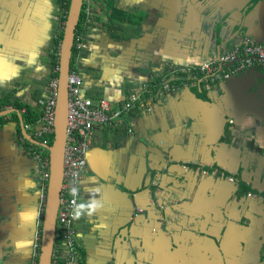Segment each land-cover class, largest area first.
<instances>
[{"label": "crops", "instance_id": "0c3cea01", "mask_svg": "<svg viewBox=\"0 0 264 264\" xmlns=\"http://www.w3.org/2000/svg\"><path fill=\"white\" fill-rule=\"evenodd\" d=\"M20 1L0 0V96L22 83L20 90L12 89L16 92L11 98L20 100L38 113L40 102L47 96L50 68L47 70L46 61L43 63L31 58L35 56L33 50L28 52L26 47L21 48L27 43L25 37H32L29 47L34 46L36 38L38 40L39 20L34 14L33 19L37 21L35 28H38L23 24L21 30ZM197 1L192 0L188 4V0H113V7L117 10L114 14L134 19V22L131 21L133 24L111 16L112 10L103 1L89 7L82 47L77 52L74 68L83 79V95L93 99L103 98L114 105L122 103L132 94H139L142 101L116 126L97 129L93 133L77 210L81 203L86 205L93 200L103 206L91 216L86 214L87 208L79 209L85 214L74 221L84 264H133L134 259L138 260L137 256L146 258L151 253L147 251L158 250V246L149 242L154 234L151 227L156 220L163 219L160 217L165 213L156 216V209L174 202L169 198L173 190L181 194L188 189L187 183L180 182L183 174L178 173L177 167L184 161L204 162L210 158L226 123L222 116L224 110H231L237 115L239 112L240 119L236 120L239 128L244 129L247 123L234 98L233 89L240 91L243 88L238 80L226 82L223 80L227 78L223 79L214 84L213 90L204 89L202 83L173 90L165 87L167 83L176 85L171 83L173 70L206 63L224 50L214 43L219 32L212 34V28L205 23L206 15L199 10V6L193 7ZM191 4L186 10V6ZM17 5H20L19 9L15 8ZM183 13L187 20L182 27L179 20ZM92 20L96 23L91 24ZM261 30L260 38L264 44V28ZM220 32V35L226 36L224 31ZM26 52L28 57L24 58ZM206 95L211 105L205 100ZM222 100L223 103L220 102ZM9 124L15 125L12 121ZM127 128L133 131L132 134L127 132ZM258 130L263 131L261 126ZM28 133L30 135V131ZM253 135L251 138L245 136L246 142L251 139L262 142L260 135ZM9 137L5 130H0V187L7 185L9 175L4 173L11 172L15 159L17 163L14 166L17 168L18 165L21 173L16 175L15 199L21 203L18 223H21L23 234L25 222L35 215L34 201L40 193L36 182L39 171L36 161L25 152L22 143L21 157L15 155ZM237 142L234 146L232 140L226 150L223 145L218 153L234 157L241 155L242 167L252 168L249 163L252 149L245 151L241 139ZM260 159L262 167H257L254 173L258 183H261L258 185H264V158L260 156ZM172 164H177L174 169ZM247 175L252 177V171H248ZM174 178L177 182L171 185ZM15 181L12 183L15 184ZM201 182L200 193L210 195L201 203L203 211H211L231 191V183L224 176L219 179L213 174L203 173ZM12 183L3 192L0 191L1 194H10L4 203L5 210L11 206ZM154 187H157L154 190L157 196L153 198ZM179 198L177 201L181 202ZM155 203L158 208H155ZM194 208L200 207L195 204L190 207L197 215ZM189 219V222L195 220L192 217ZM99 224L106 227H98ZM139 238L144 244L143 253L137 249ZM158 238H161L160 233Z\"/></svg>", "mask_w": 264, "mask_h": 264}, {"label": "flooded vegetation", "instance_id": "af4514ba", "mask_svg": "<svg viewBox=\"0 0 264 264\" xmlns=\"http://www.w3.org/2000/svg\"><path fill=\"white\" fill-rule=\"evenodd\" d=\"M37 2V0H21L19 3L21 5L15 7L16 9H21V30L24 28L22 27L23 24L25 26L31 28L32 26L35 28V25L37 23L35 22V19H33V16L35 14V11H31L29 9V6L33 2ZM57 1V0H56ZM203 0H201L202 2ZM206 1L204 0L203 5H199V10L206 15L205 23L208 24L212 29V34H215L216 32H219V37L214 38V43L216 46H222L223 49H227L228 47L232 45H243L246 42H254L262 44L263 41L260 38V27L263 29V22H257V19H252L250 17V14L253 11H261L264 9V6H262V0H233L228 3L221 2L222 0H211L212 2H209L206 4ZM92 5L94 4L93 0H91ZM188 4L192 3V0H188ZM58 4V3H57ZM186 6V10H188L189 7ZM55 15V14H54ZM56 16H58V23L60 27V21H59V12L57 11ZM50 22H54V19H50ZM262 24V25H261ZM39 27V26H38ZM36 27V28H38ZM35 28V29H36ZM220 31H224L226 33V36L220 35L222 34ZM262 31V30H261ZM22 33V32H21ZM58 33V31H57ZM53 40H50V43L48 45L47 51L49 50V53L47 54V63H49L50 55L53 52ZM264 40V38H263ZM50 65V64H49ZM260 78H264V65L261 67H254L249 68L244 71L237 72L230 77H228L226 80L223 81H230V80H238L243 86L242 89H233V93L235 95L237 106L243 110L245 114V118L247 120V123L244 125V129H241V127H238V124L236 120L240 119V114L238 112L237 114H233L231 110H224L222 113L224 115L223 118L225 120V125L220 131L221 139L217 143L212 151V154L210 155V158L205 159L204 162H197V161H184L180 165V167H177V171L179 173L182 172L183 178L180 182L187 183L188 189L192 190L191 192H194L193 198H196V203L194 202L196 206L200 207L199 209L194 208L197 210L198 214L194 215L193 221L185 223V227H189V230H191L193 240L191 241L190 245H192V249L189 248V246H185L183 244H180L178 242L177 249L174 250V253L168 249L165 251L166 257L169 256L168 259L169 264H177V261H179L180 264H264V200L258 199V197H255L253 195L256 190L253 188L258 186L257 193L262 194L261 196L264 197V185H258L261 183H258V179L256 178V175L254 173V170L258 167L261 169L260 164V156L264 158V79L261 81ZM18 80V79H17ZM222 83V82H221ZM218 84V83H217ZM208 84L205 82H202V87L206 89ZM221 92V91H219ZM255 93V95H250L249 93ZM9 93L1 95L0 100L5 98ZM241 95V96H240ZM252 102V103H251ZM249 103L253 106V111H250ZM256 107H260L259 111H256ZM2 110H8L4 109ZM10 109H13L12 107ZM24 109H21L18 111V113H12V117L5 116L0 117V130H5V134L10 136V140L12 141V147L14 149V153L17 157H21V143L22 147L28 154L30 153V150L34 148L37 150H41V143L39 140H36L32 138L31 134L29 135L27 128L25 126L27 124L24 123V120L21 119V114H23L21 111ZM25 111V110H24ZM255 112V113H254ZM7 116V115H6ZM2 120L1 122V119ZM14 122V126H10L9 122ZM21 121H22V128L23 131L31 138L33 141L37 143L36 145L30 144L29 140H26L23 136V131L21 128ZM262 127V132L258 130V127ZM10 131V133H8ZM254 134V135H253ZM253 136H261L262 142L258 141H251L246 142V137L248 136L251 138ZM229 136V137H228ZM246 136V137H245ZM244 137V138H243ZM241 139L242 146H244L245 151H249V149L253 152V149L256 152H251L250 159H256V160H250L249 163L252 168H246L242 167L241 164V155L239 156H231V155H225L224 153L219 154L218 150L223 145L225 146V150L230 144H232V140L234 142V146L238 143ZM260 140V139H259ZM227 146V147H226ZM43 150L47 153V151L43 148ZM259 151V152H257ZM250 152V151H249ZM31 155V154H30ZM48 155V153H47ZM247 157V156H245ZM258 159V160H257ZM12 162H16L14 159ZM10 167L11 172L4 173L6 175H9V179L7 182V185H11L15 180H18L17 176H20L21 173L17 168L19 166L17 165V168L14 166ZM202 163H205V170L203 172V167H200ZM10 164V163H9ZM11 165V164H10ZM36 168H38V163L35 162ZM173 166L172 169L175 168L176 165ZM4 169V168H3ZM17 169V172H16ZM246 169V170H244ZM258 170V169H257ZM39 171V168H38ZM176 171V172H177ZM248 171H252V182L249 180L247 173ZM40 172V171H39ZM39 172L36 175V182H37V188L39 191V178L40 174ZM200 172V175H199ZM264 172V167H263ZM203 173L213 174L215 177L222 179L224 176L225 180H228V177H230L232 180L231 186V193L228 192L226 197L224 195V199L218 201L215 206V208L211 207V211H203L202 209V201L208 200L210 198V195L206 193V195L200 193V184L201 182V176ZM17 175V176H16ZM172 181L170 184L174 185L177 181L176 178ZM263 179H264V173H263ZM20 180V178H19ZM221 181V180H220ZM230 182V181H227ZM13 184L11 190V201L8 210H5V200L9 199L10 194L7 192L0 193V226L3 228H10L13 224H18L19 215L21 213V203L20 201L17 202V198L15 199V191H16V181ZM195 184V187L193 186ZM6 186L0 187V191L3 192V189ZM227 186V187H230ZM81 191L78 198V201L80 200L82 196V182H81ZM195 188V190H193ZM229 193L231 194L229 198ZM242 193L241 195H239ZM172 196L174 202H178L177 198H179L180 195H188V191L183 192L182 194H178L177 191H172ZM237 195V196H235ZM235 197H237L238 202L235 201ZM37 201H34V206L36 204V211L35 215L29 220V224L27 226V230L25 231L26 236L23 237V245L21 248V244L18 247V253L16 254V259L13 260V264H29L24 263L23 260L25 257H28L31 259V263H33V245L35 238L39 235L40 236V226L37 225V208L39 203V192L36 196ZM14 200V201H13ZM13 201V202H12ZM182 203V202H178ZM6 204V203H5ZM214 202L211 203L213 206ZM8 207V206H7ZM227 217V222L223 221V217ZM229 218H232V221H229ZM197 229H193L194 227H197ZM225 226V228L228 229L231 227L232 229H237L240 231V233L236 235H232L231 233L228 235L227 232H223L222 235L214 237V241L217 243L218 250L215 249H206L201 244L202 237L205 235L202 234L203 228H209L214 231V234L219 235L221 234V230ZM200 227V228H199ZM7 228V229H8ZM19 230V234L21 233V228L18 226L16 227ZM15 228V232H17ZM4 231V230H3ZM0 235H3L2 232ZM11 235H14V232H11ZM17 234H15L16 236ZM171 237V240H173L174 235L169 234ZM197 236V237H195ZM21 237V236H20ZM40 240V239H39ZM182 246L183 248L181 249ZM234 246V247H233ZM233 247V249L231 248ZM22 250V252H21ZM233 253V255H230V253ZM7 253V251H6ZM21 253H22V261H21ZM165 254L163 252L162 257V263L160 264H166V258ZM168 254V255H167ZM8 254L1 256V262L0 264H7L5 261V256ZM180 255L179 260L175 257L174 260H172V256ZM182 255V256H181ZM140 258V257H139ZM139 258L137 256L138 262ZM154 261V259H153Z\"/></svg>", "mask_w": 264, "mask_h": 264}, {"label": "built area", "instance_id": "2783aa9c", "mask_svg": "<svg viewBox=\"0 0 264 264\" xmlns=\"http://www.w3.org/2000/svg\"><path fill=\"white\" fill-rule=\"evenodd\" d=\"M86 4L85 12L89 11L91 0H83ZM82 36H77L76 50L82 47ZM264 65V44L246 42L243 45H232L222 50L211 61L198 66H190L175 70L179 79L202 77L208 83H217L231 75L249 68ZM57 72V67L54 69ZM83 79L71 69L67 80L68 111L65 130V147L62 163V182L60 187L55 242L51 264H78L79 244L74 228V213L77 210L78 198L81 191V181L86 172L87 154L91 149L92 136L95 130L109 126H116L122 119L141 103V96L130 95L122 103L114 105L106 99H93L82 93ZM171 89L169 83L165 85ZM58 89L57 77L50 78L47 84V96L40 102V117L33 126L26 125L32 138L39 140L41 147L53 138L55 103ZM6 106L4 109H10ZM1 110V109H0ZM22 113L24 110L21 111ZM43 148L30 150L39 168V203L37 208V225L43 216L46 186L48 180V155L43 157ZM39 235L33 245V263L37 264L39 254Z\"/></svg>", "mask_w": 264, "mask_h": 264}, {"label": "rangeland", "instance_id": "374dc122", "mask_svg": "<svg viewBox=\"0 0 264 264\" xmlns=\"http://www.w3.org/2000/svg\"><path fill=\"white\" fill-rule=\"evenodd\" d=\"M230 1H233V0H222L221 2L228 3ZM209 2H212V1L210 0ZM209 2L206 1V4H208ZM203 3H204V0L202 2H201V0H198L197 2H195L193 7L196 8L199 5H203ZM262 6H264V0H262ZM29 9L32 12L35 11V14L38 16L39 30L37 31V34H36L38 36V40H37V38L35 39V41L36 40L37 41L35 43H33L34 44L33 47H29V44L26 43L24 45H21V48L26 47L28 52L30 50H33L32 52H34L33 54L35 56H32L31 58L32 59L37 58L38 60H36V61H41L43 63L46 61L45 64L47 65V70H49L50 65H49V63H47V59H48L47 54L49 53V50L47 51V48H48V45L50 43V40H52L53 38L56 37L58 29L62 26V24L60 23V27H59V23L57 21L58 16H56V13L58 11V4H57L56 0H37V2L35 1L31 4V6H29ZM250 17L252 19H257L259 22L262 21L263 22L262 24L264 27V9H262L261 11H258V12L253 11L250 14ZM50 19H52V20L54 19V22H50ZM186 20H187V16L183 13L180 16V20H179V22L182 21L181 22L182 27L185 25ZM36 23H37V21H36ZM92 23H96V22H94V20H92L91 24ZM260 29H262V28L260 27ZM207 31H210V30H207ZM28 52H26L24 58L28 57ZM23 53H25V52H22L21 54H23ZM24 58L22 56L21 60H23ZM32 62H34V61H32ZM172 73H173V76H171V78H172L171 83H175L176 85H170L171 86L170 90L177 89L180 87H188V85H190V84H192V86H200V84L202 82H206L208 84L206 86L208 88V90H211V89L213 90V89H215L214 84H217L215 82L214 83H208L207 81H204V79L201 76L200 77L194 76L190 79L181 80L178 77H175V76H178V74L175 73V70H173ZM21 84L22 83H19L20 87H21ZM19 86H16L12 89L20 90ZM12 89L10 90L9 95L11 97L13 95V98H14L13 93H15L16 91L14 92V91H12ZM253 94L255 95V93H253ZM253 94L251 92V93H249V96L253 95ZM205 100L209 101L207 95L205 97ZM217 100H215V102H216L215 105H217V103H218ZM220 102L223 103L224 101L222 100ZM224 106H229V105L225 104ZM248 109L250 111H253V109H254L250 103H249ZM255 109H256V111H259V109H261V108L256 107ZM204 115L208 116L205 113H204ZM7 117H12V113H8L7 116L5 115V118H7ZM2 120H4V119L2 118ZM127 132L129 134H132L133 131L131 129L127 128ZM174 165H177V164H174ZM199 166L203 167V172H204L205 163H202ZM171 171L174 172V170H171ZM199 175H200V172H199ZM231 180L232 179L230 177H228L227 181H230V183L232 184ZM249 180H251L250 182H252L251 177H249ZM257 187L258 186L253 188L254 190H256V192H254L253 195H255V197H258V199L264 200V197L261 196L262 194L257 193V191H258ZM154 190H157V187H154L153 191ZM193 190H195V188ZM187 191H188V195L185 194L179 198V200H181L182 203L172 202L163 208L159 207V209H156V214H155L156 216H159L161 213H165V215L162 214L164 216H161L160 218H163V219L156 220L154 222V226L151 227L154 231V234L151 237V239L149 240V242H153L154 243L153 246H158L159 248H158V250L152 249V251H147V252H151V253L146 258H143V257L139 258V264H160V263H162V259H163L160 256H163V252L165 254V251L170 249V251L172 253H174V250L177 249L178 242H180V244H183L187 247L190 245L191 241L193 240V238L190 237V236H192V233H191V230H189V227H187V228L185 227L186 226L185 221H189L190 217H192V218L194 217V211L192 209H190V207H192L194 205L193 204L194 202L196 203L197 199L193 198L194 192L192 193L191 192L192 190L187 189ZM241 194L242 193H240L239 195H241ZM155 196H157V191H154V193L152 195L153 198ZM235 196H237V195H235ZM173 197L174 196H172V195L169 196L170 199H173ZM235 198H236L235 201L238 202L237 197H235ZM186 204H190V205L187 206ZM154 205H155V208H158V204L155 203ZM189 211H191V213H189ZM139 212L141 213L140 210H139ZM226 219H227V217L224 216L223 221L227 222ZM229 221H232V218H229ZM28 224H29V219L25 222V231L27 230ZM14 225H15V228L18 226L21 228V223L19 225L18 224H14ZM10 226H11L10 228L7 227L8 229L0 226V233H1V231L4 230L2 232L3 235H0V262L2 261L1 256L8 254L7 256H5V261L7 262V264H13V260L16 259V254L18 253L17 250H18L19 245L24 244L23 243L24 239H22V238L26 236L25 232L23 234H21V233L19 234V230L17 228H16L17 232H15V228H14L13 224ZM197 228H198V226L194 227L193 229H197ZM224 231L227 232V229L225 228V226H223V228L221 230V234H219V235L214 234V231L212 229L209 230V228H208V230H207V228H206V230H205V228H203L202 234H204L205 236L202 237V235H200V237L202 238V242H201L202 244L201 245L206 249L218 250L219 248L217 246V243L214 241V237L222 235V233ZM11 232H14V235H11ZM158 233L161 234V238H158ZM230 233L232 235H236V234L240 233V231L237 229L231 230V227H229L227 234L229 235ZM15 234H17V235L15 236ZM169 234L174 235L173 240H171V237ZM195 237H197V236H195ZM156 240H158V241H156ZM137 245H138L137 246L138 251L143 253L145 249L142 248L144 246L142 239H140V238L138 239ZM180 247H181V249L183 248L182 246H180ZM233 247H231V248L233 249ZM189 248L192 249V245H190ZM6 251H7V253H6ZM230 255H233V253L231 252ZM28 257H25L23 262L30 264L31 259ZM172 257H173L172 260H174L175 257L179 260L180 255H177V256L173 255ZM165 258H166V264H169L168 259L170 257L169 256L166 257V254H165ZM153 259H154V261H153ZM137 262H138V260L134 259L133 264H137ZM177 264H180L179 261H177Z\"/></svg>", "mask_w": 264, "mask_h": 264}, {"label": "water", "instance_id": "95a60500", "mask_svg": "<svg viewBox=\"0 0 264 264\" xmlns=\"http://www.w3.org/2000/svg\"><path fill=\"white\" fill-rule=\"evenodd\" d=\"M83 0H69L65 21L62 27V37L58 47L57 81L58 89L55 103L54 134L51 145L42 146L48 153V180L46 186L45 204L43 216L39 222V254L37 264H51L55 242L56 215L62 182V163L65 147V130L68 111L67 80L71 70V55L74 45L75 32L77 30ZM34 34V33H33ZM32 34V36H33ZM30 36V34H29ZM32 38V37H30ZM30 38L25 37L27 44ZM34 41V40H33ZM35 43V41H34ZM179 91V90H177ZM175 92V91H174ZM172 93V92H171ZM209 102V101H208ZM211 105L212 103L209 102ZM18 113L16 109L0 111V117L8 113ZM22 128V121H21ZM23 131V128H22ZM23 136L30 144L36 145L23 131Z\"/></svg>", "mask_w": 264, "mask_h": 264}, {"label": "trees", "instance_id": "16d2710c", "mask_svg": "<svg viewBox=\"0 0 264 264\" xmlns=\"http://www.w3.org/2000/svg\"><path fill=\"white\" fill-rule=\"evenodd\" d=\"M99 1H103L105 2L108 7L110 8V10H112V14L111 16L113 17H118L116 14L117 10L113 7V0H96L94 3L98 4ZM58 3V12H59V21L62 24V26L58 29V33L56 35V37L53 40V52L50 55V59H49V64H50V78L53 77H57V72H54V69L57 67V59H58V47H59V43L62 37V27H63V23L65 21V16H66V12L69 6V0H57ZM99 5V4H98ZM85 8H86V4L83 3L82 8H81V12H80V17H79V22H78V26H77V30L75 32V39H74V45L72 48V55H71V69L75 68L76 65V58H77V50L75 47V43L77 40V36H82L83 30H84V26H85V21H86V17L87 14L85 12ZM127 15V14H126ZM118 19L124 20L125 22L131 23L134 22L135 20L129 17H118ZM132 21V22H131ZM140 22V21H138ZM25 34H27L26 31H23ZM22 35V34H21ZM6 106H10L14 109L18 111H20L21 109H24V113L21 114V119L24 120V123L30 126H33V124L38 120V118L40 117V112H36L34 108H31L28 105L22 104L20 100L18 99H13L11 98L10 95H7L5 98H3L2 100H0V109H2L3 107ZM2 122V119H1ZM52 142V139H48L46 141L47 145L50 146ZM35 148V146H34ZM46 155V152L42 153V156L44 157ZM78 264H84L82 258H81V252L79 249V260H78Z\"/></svg>", "mask_w": 264, "mask_h": 264}, {"label": "clouds", "instance_id": "9594fccd", "mask_svg": "<svg viewBox=\"0 0 264 264\" xmlns=\"http://www.w3.org/2000/svg\"><path fill=\"white\" fill-rule=\"evenodd\" d=\"M102 206H103V205H102L100 202L95 201V200L91 201L90 203H88V204H86V205L83 204V203H81V204L78 206V210H76L75 213H74V218L79 219L82 215L85 214V213H83L82 211H80L79 209L87 208V213H86V214L89 215V216H91V215H93L94 213H96L97 210H98L99 208H101ZM98 227L103 228V227H106V225H105V224H99Z\"/></svg>", "mask_w": 264, "mask_h": 264}]
</instances>
